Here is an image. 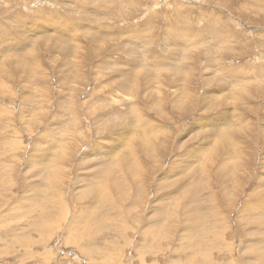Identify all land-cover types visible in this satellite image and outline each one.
<instances>
[{
	"label": "rangeland",
	"instance_id": "rangeland-1",
	"mask_svg": "<svg viewBox=\"0 0 264 264\" xmlns=\"http://www.w3.org/2000/svg\"><path fill=\"white\" fill-rule=\"evenodd\" d=\"M111 1L0 0V264H264V0Z\"/></svg>",
	"mask_w": 264,
	"mask_h": 264
},
{
	"label": "bare ground",
	"instance_id": "bare-ground-1",
	"mask_svg": "<svg viewBox=\"0 0 264 264\" xmlns=\"http://www.w3.org/2000/svg\"><path fill=\"white\" fill-rule=\"evenodd\" d=\"M72 1L74 2L75 0H72ZM110 1H111V0H110ZM114 1H115V0H114ZM125 1H126V0H125ZM165 1H166V0H165ZM73 2H72V3H73ZM78 2H79V1H78ZM111 2H112V1H111ZM186 2H187V1H186ZM79 3H80V2H79ZM79 3H78V4H79ZM112 3H113V2H112ZM166 3H167V2H166ZM26 4H27V3H26ZM80 4H82V3H80ZM113 4H114V3H113ZM185 4H186V3H185ZM107 5H108V4H107ZM105 6H106V5H105ZM106 7H107V6H106ZM108 7H110V6H108ZM108 7H107V8H108ZM134 7H135V6H134ZM97 8H98V7H97ZM99 8H100V7H99ZM94 10H96V9H94ZM97 10H98V9H97ZM107 10H109V9H107ZM100 11H102V10H100ZM105 11H106V8H105ZM97 12L99 13V11H97ZM263 12H264V11H263ZM93 13H94V12H93ZM95 13H96V12H95ZM98 13H97V14H98ZM41 14H42V13H41ZM94 15H96V14H94ZM256 15H257V13H256ZM36 16H37V15H36ZM96 16H97V15H96ZM252 16H253V15H252ZM43 18H44V17H43ZM53 18H54V17H53ZM57 18H58V17H57ZM60 18H61V17H60ZM60 18H59L58 20L61 21ZM41 19H42V18H41ZM49 19H50V18H49ZM55 19H56V18H55ZM44 20H45V19H44ZM52 20H54V19H52ZM46 21H47V20H46ZM55 21H57V20H55ZM55 21H54V23H55ZM60 21H59V22H60ZM63 21H64V19H63ZM63 21H62V22H63ZM65 21H66V20H65ZM44 22H45V21H44ZM44 22H43V23H44ZM62 22H61V23H62ZM67 22H68V21H67ZM67 22H66V23H67ZM50 23H51V22H50ZM69 23H70V22H69ZM73 23H74V22H73ZM73 23H72V25H73ZM75 23H76V22H75ZM183 23H184V22H183ZM56 24H58V23H56ZM56 24H55V25H56ZM64 24H65V22H64ZM186 24H187V23H186ZM23 25H24V24H23ZM46 25H50V24H46ZM59 25H62V24L59 23ZM68 25H69V24H68ZM105 25H106V24H105ZM33 26H34V25H33ZM52 26H53V25H52ZM56 26H57V25H56ZM65 26H66V25H65ZM65 26H64V27H65ZM80 26H81V25H80ZM118 26H119V25H118ZM184 26H185V25H184ZM21 27H22V26H21ZM53 27H54V26H53ZM62 27H63V26H62ZM69 27H70V26H69ZM75 27H76V26H75ZM181 27H182V26H181ZM65 28H67V27H65ZM71 28H72V27H71ZM164 28H165V27H164ZM215 28H216V27H215ZM69 29H70V28H69ZM111 29H112V28H111ZM46 30H47V29H46ZM52 30H53V29H52ZM102 30H103V29H102ZM27 31H28V30H27ZM44 31H45V30H44ZM49 31H50V30H49ZM55 31H56V30H55ZM70 31H71V30H70ZM145 31H146V30H145ZM172 31H173V30H172ZM187 31H188V30H187ZM170 32H171V31H170ZM176 32H177V30H176ZM178 32L180 33V30H179ZM215 32H216V31H215ZM47 33H48V32H47ZM53 33H54V32H53ZM56 33H57V31H56ZM68 33H69V32H68ZM141 33H142V32H141ZM141 33H140V34H141ZM205 33H206V32H205ZM70 34H73V33L71 32ZM170 34H171V33H170ZM216 34H217V33H216ZM218 34H219V33H218ZM74 35H75V33H74ZM167 35H168V34H167ZM219 35H220V34H219ZM117 36H118V35H117ZM170 36H171V35H170ZM180 36H181V35H180ZM163 37H164V36H163ZM176 37H177V35H176ZM191 37H192V36H191ZM226 37H227V36H226ZM51 38H52V37H51ZM69 38H70V37H69ZM91 38H92V37H91ZM91 38H90V39H91ZM112 38H113V37H112ZM146 38H147V37H146ZM178 38H179V37H178ZM220 38H221V37H220ZM81 39H82V38H81ZM116 39H117V38H116ZM151 39H152V38H151ZM184 39H185V37H184ZM67 40H68V39H67ZM73 40H74V39H73ZM224 40H225V37H224ZM9 41H10V40H9ZM111 41H113V40H111ZM183 41H184V40H183ZM185 41H186V40H185ZM185 41H184V42H185ZM220 41H223V40H220ZM141 42H142V41H141ZM102 43H103V42H102ZM104 43H105V42H104ZM114 43H115V42H114ZM227 43H228V42H227ZM112 44H113V43H112ZM117 44H118V43H117ZM222 44H223V43H222ZM25 45H26V44H25ZM25 47H26V46H25ZM142 48H143V47H142ZM147 48H148V47H147ZM10 49H11V48H10ZM80 49H81V48H80ZM145 49H146V48H145ZM145 49H143V50H145ZM133 51L135 52L134 49H133ZM218 51H219V50H218ZM221 52H222V51H221ZM97 53H98V52H97ZM84 54H85V53H84ZM95 56H96V55H95ZM114 57H115V56H114ZM160 64H161V63H160ZM33 66H34V65H33ZM240 69H241V68H240ZM243 69H244V68H243ZM241 70H242V69H241ZM139 71H140V70H139ZM156 71H157V70H156ZM156 71H155V72H156ZM235 71H237V70H235ZM238 71H239V70H238ZM245 71H247V70H245ZM245 71H244V72L242 71V72L245 73ZM158 72H159V71H158ZM120 73H121V72H120ZM235 73H236V72H235ZM240 73H241V71H240ZM122 74H126V73H122ZM229 74H230V73H229ZM231 74H232V73H231ZM249 74H250V73H249ZM120 75H121V74H120ZM235 75H236V74H235ZM237 75H238V74H237ZM246 75H247V74H246ZM125 76H126V75H125ZM241 76H242V75H241ZM249 78H250V77H249ZM230 80H231V79H230ZM232 80H233V79H232ZM251 80H252V79H251ZM263 80H264V79H263ZM259 82H260V81H259ZM263 82H264V81H263ZM263 82H262V83H263ZM226 83H227V82H226ZM262 85H263V84H262ZM221 86H222V85H221ZM217 88H218V87H217ZM222 89H223V88H222ZM213 90H214V89H213ZM138 93H139V92H138ZM183 94H184V92H183ZM226 94H227V93H226ZM180 95H181V94H180ZM206 95H207V94H206ZM202 96H203V95H202ZM185 98H186V97H185ZM204 101H205V100H204ZM212 104H213V103H212ZM133 105H134V104H133ZM124 110H125V109H124ZM114 111H115V110H114ZM114 111H113V112H114ZM115 112H116V111H115ZM115 112H114V113H115ZM114 113H113V115H114ZM128 113H129V112H128ZM116 114H117V112H116ZM116 114H115V116H116ZM121 114H122V113H121ZM129 115H130V114H129ZM129 115H128V116H129ZM119 116H120V115H119ZM120 117H121V116H120ZM115 119H116V118H115ZM123 123H124V122H123ZM69 124H70V123H69ZM263 128H264V127H263ZM207 130H208V129H207ZM124 133H125V132H124ZM219 133H220V132H219ZM126 135H127V134H126ZM121 136H122V135H121ZM131 136H132V135H131ZM138 137H140V136L138 135ZM118 139H119V138H118ZM150 142H151V141H150ZM126 146H127V145H126ZM145 146H146V145H145ZM128 147H129V146H128ZM126 148H127V147H126ZM129 148H130V147H129ZM127 149H128V148H127ZM129 150H130V149H129ZM45 151H46V150H45ZM200 152H201V151H200ZM206 152H207V151H206ZM129 153H130V152H129ZM196 153H197V152H196ZM46 156H47V155H46ZM104 157H105V156H104ZM36 159H37V158H36ZM39 162H40V161H39ZM42 163L44 164V162H42ZM177 164H178V163H177ZM101 185H102V184H101ZM101 188H102V187H101ZM64 193H65V192H64ZM89 203H90V202H89ZM260 203H262V202H260ZM260 203H259V205H260ZM257 204H258V203H257ZM262 204H264V203H262ZM252 205H253V204H252ZM254 208H255V207H254ZM255 209H256V208H255ZM43 212H44V211H43ZM168 217H169V216H168ZM174 219H175V218H174ZM201 219H202V218H201ZM262 222H263V221H262ZM259 225H260V224H259ZM263 225H264V223H263ZM260 226H261V225H260ZM260 226H258V227H260ZM262 227H264V226H261V228H262ZM213 228H214V227H213ZM96 230H97V229H96ZM214 236H215V235H214ZM216 236H217V235H216ZM218 237H219V236H218ZM18 239H19V238H18ZM199 241H200V240H199ZM211 250H212V249H211ZM192 251H193V250H192ZM229 251H230V249H229ZM153 254H154V253H153ZM141 255H142V254H141ZM180 259H181V258H180ZM186 259H187V258H186ZM188 259H190V258H188ZM199 261H200V260H199ZM141 264H142V263H141ZM225 264H226V263H225Z\"/></svg>",
	"mask_w": 264,
	"mask_h": 264
}]
</instances>
